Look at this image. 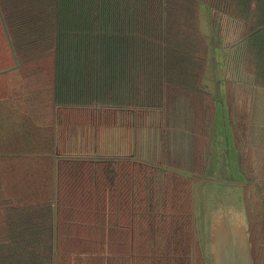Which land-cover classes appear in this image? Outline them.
<instances>
[{
  "label": "trees",
  "instance_id": "16d2710c",
  "mask_svg": "<svg viewBox=\"0 0 264 264\" xmlns=\"http://www.w3.org/2000/svg\"><path fill=\"white\" fill-rule=\"evenodd\" d=\"M201 6L210 16L243 22L250 32L259 28L251 36L247 63L264 85V0H0V71L14 67L5 30L18 62L0 76V160L24 156L26 147L42 158L40 169L29 163L28 173L37 177L44 167L42 180L46 170L51 180L44 198L32 200L12 192L10 170L0 173L5 190L0 191V264H189L191 255L195 259L192 180L178 170L198 171L204 155L199 122L207 95L197 87L205 52L197 20ZM75 109H87V124L74 125L68 114ZM115 112L126 115L119 122L121 139L126 143L130 129L140 137L141 151L147 150L143 141L157 139V132L161 158L137 156V141L133 154L128 148L104 153L100 122L105 118L99 116ZM119 124L106 127L108 136ZM66 132L81 154H58L66 148ZM106 159L128 169L121 170L126 179L120 182L118 205L127 207L128 227L118 216L109 227L86 221L91 230L84 236L72 227L77 210L60 208V188L68 190L69 174L81 163L106 177ZM131 173L134 185L139 178L144 184L142 201L127 192ZM34 176L21 179L30 183ZM170 177L189 187L170 199L176 212L172 232L179 237L162 245L160 223L154 226L150 215L155 191ZM199 179L196 175L193 182ZM251 240L255 261L264 264V220L259 230L252 226Z\"/></svg>",
  "mask_w": 264,
  "mask_h": 264
},
{
  "label": "crops",
  "instance_id": "0c3cea01",
  "mask_svg": "<svg viewBox=\"0 0 264 264\" xmlns=\"http://www.w3.org/2000/svg\"><path fill=\"white\" fill-rule=\"evenodd\" d=\"M210 14H212V12L208 8L204 6L198 8V31L202 38L205 52L203 55V66L199 75L197 87L198 90L207 95L206 114L199 122V135L202 138L201 149L203 146L207 145L206 138L209 135L208 133L212 125L215 111V98L212 97L209 87L212 88V81L213 84L215 81L222 79L224 83L223 92L226 99L227 118L231 127L233 141L238 151L239 166L242 168L244 174H246L244 168L249 167V163L252 162V169L258 171L257 169L260 168V163L262 164V162L260 161V157H255V154L259 152L264 153V85L256 82V77L249 70L247 62L249 57L251 36L255 32L259 31V28L253 32H250L248 31L247 25H245L243 22L234 20L232 18H228V20H226L220 16H210ZM209 18L211 19L210 26L212 28L211 31H208L206 35V39L209 42L208 46L206 40H204L201 34L200 21L202 20V22L206 25L205 21L206 19L209 20ZM215 19L218 20V23H215ZM208 22L209 21H207V23ZM262 34L264 37V30L262 31ZM209 48H211V50ZM203 81L204 84L202 85ZM119 114L120 113L115 112L114 114L109 113L104 117L102 115L99 116L101 121H103L105 118L103 122H100V127H104L102 133L100 131V134H102L100 136L102 141L101 149L106 154H112L118 153L119 149L126 150V148H128L130 149L129 152L132 153L134 148L133 142L137 141L138 144L136 145V152L137 156H140L139 136L135 138L133 133L129 131V134L127 133L128 137L126 143L121 139V126L119 122H125L124 118L122 117L126 115L121 114L118 117ZM133 116L134 115H132V117H130L128 120H133ZM87 122L88 121H86V124ZM115 122H117L119 125L113 126L112 128H116L115 133H112L110 136H108L109 134L106 132V127H109V125L112 126L115 124ZM74 125L76 124L74 123ZM241 126L244 128V133L243 137L239 139L238 146L236 136L238 135V131ZM143 142L147 146V151H149L151 149V145L147 143V139H145ZM152 153H154L153 150ZM245 153L248 154V156H253L254 160L252 158V160H250L251 162L245 161L243 164L241 162V157L243 156L242 154ZM134 158L135 156L131 157L132 160ZM249 187L250 191L252 189H256L259 194L262 195L261 187L264 188V186L256 183L245 187L246 196L247 189ZM262 198L263 201L261 202V206H257L256 203H258V201H251L248 205V200L245 197L246 207L250 217V225H252L255 230H259L260 223L264 220V195H262ZM253 205H255V207H253ZM255 264H257L256 261Z\"/></svg>",
  "mask_w": 264,
  "mask_h": 264
},
{
  "label": "water",
  "instance_id": "95a60500",
  "mask_svg": "<svg viewBox=\"0 0 264 264\" xmlns=\"http://www.w3.org/2000/svg\"><path fill=\"white\" fill-rule=\"evenodd\" d=\"M210 20L206 19V25L200 21L201 34L208 46L206 35L212 28ZM5 35L14 67L1 70L0 75L18 67L6 30ZM212 82L209 89L215 98V111L202 156V173L164 167L169 171L178 170L179 175L192 180L191 216L195 226L196 253L201 264H255L245 187L258 182L247 177L239 166L238 151L227 118L224 83L222 79ZM196 175L200 179L193 182Z\"/></svg>",
  "mask_w": 264,
  "mask_h": 264
},
{
  "label": "rangeland",
  "instance_id": "374dc122",
  "mask_svg": "<svg viewBox=\"0 0 264 264\" xmlns=\"http://www.w3.org/2000/svg\"><path fill=\"white\" fill-rule=\"evenodd\" d=\"M50 66L47 65V68ZM6 74V73H5ZM5 74H2L3 76ZM203 85V83H202ZM87 109H75L73 110V113H69L68 116L73 117V123H82L86 124V121L88 119L90 120V117H87L86 111ZM93 115V114H91ZM92 119V118H91ZM24 152H28L26 155H22L20 157H13L9 159H2L0 160V167L8 166V169H3L1 172H6L7 176L11 178L10 182V189H13L12 192L14 194H20L22 195H29L32 197V200L41 199L44 198L43 196L48 193L50 190V174L49 171H45L44 179L42 180V176L40 175V172L42 173L44 170V167H42L41 171L39 172V175L36 177L34 176L35 173H28L32 172L30 169L28 171L29 163H35L36 167L40 169V161H37V159H42L41 157L33 155L32 151L30 149H27L24 147ZM22 156L24 158H22ZM35 156V157H34ZM106 177L105 175L101 177V175H96L95 169L88 168L87 165L84 164H78L76 166L79 167V170L75 172V174H69V181H68V190L64 193L60 188V208L61 209H67V211H70L71 213H74L75 210H77V221L74 222L75 224H72V227L74 226L75 229L78 232H82L85 236L89 233L91 230V227L86 221H89L90 223H100V225L103 227L105 225L112 226V221L116 216H118V219L120 221H124L128 227V211L127 207L118 206L122 202V192L119 189L120 182L124 178V174L121 172V170H124V173L127 174L128 169L123 168V166H120V163H116L111 161L110 159H106ZM74 166V167H76ZM27 167V168H26ZM26 168V169H24ZM61 164H60V171H61ZM72 169V167H70ZM127 170V171H126ZM131 170V169H130ZM59 169L57 168L58 174L60 173ZM126 171V172H125ZM138 170L135 171V173ZM185 171V169H184ZM187 172H193L186 170ZM11 173V174H10ZM147 173H149L147 171ZM32 175L34 176L30 183L25 182L21 178H24L25 175ZM49 174V175H48ZM77 174V175H76ZM5 176V175H4ZM139 176V174L136 176ZM130 178V186L128 189L129 196L134 195L137 201H142L141 193L143 192V182L142 179L139 178V181L136 182V185L133 184L134 176L131 173L129 176ZM4 184V183H3ZM30 186L28 187V185ZM94 184H96L94 186ZM9 185V183H8ZM159 186V184H157ZM7 186V185H6ZM187 187H189V184L186 180H182L178 177H170V182L166 185L163 190L157 188V191H155L154 195L157 197L154 198L153 202L155 203V206L152 205V213L150 215V220H152L153 225L156 226L157 223L160 225H157V230L162 235V245L167 244L168 242H175L178 239V235L174 234L173 226L171 223V216L176 215V212H173L175 209L174 207L171 209V203L170 199H174L178 195L182 193H187ZM117 190H114V189ZM59 189V185H58ZM1 192L5 191L3 188L0 190ZM187 191V192H186ZM262 195H264V188L261 187ZM38 193V194H37ZM207 195V194H206ZM209 195V194H208ZM262 195L259 194V192L256 189H252L250 191V188H248L246 199L249 202L251 201H258L256 203L257 206H261V202L263 201ZM66 196V197H65ZM23 197V196H22ZM65 198L67 199L65 201ZM165 198L167 203H165ZM30 200V201H32ZM207 205V204H206ZM66 207V208H63ZM250 206L252 208V205L250 203ZM102 207V209H100ZM165 209H164V208ZM255 207V205H253ZM155 208V209H154ZM100 209L99 212H94V210ZM252 211V210H251ZM96 214V215H94ZM72 216V214H71ZM74 219V217H72ZM250 219V217H249ZM99 227V226H98ZM252 228V225H250V230ZM130 231V229H129ZM255 231V229H254ZM184 240V237H182ZM182 243V242H181ZM108 248L110 246H107ZM116 249H121L118 245L115 246ZM170 251H173L176 249V246H170ZM175 254V253H174Z\"/></svg>",
  "mask_w": 264,
  "mask_h": 264
},
{
  "label": "flooded vegetation",
  "instance_id": "af4514ba",
  "mask_svg": "<svg viewBox=\"0 0 264 264\" xmlns=\"http://www.w3.org/2000/svg\"><path fill=\"white\" fill-rule=\"evenodd\" d=\"M215 23H218L217 19H215ZM131 121H132L131 123H133V120H131ZM125 131L126 130L123 131V134H124ZM129 131H130V129H128L126 133L129 134ZM243 133H244V128L241 126V128L238 131V135L236 136V140H237L238 146H239V139H241L243 137ZM65 136L68 137L67 138V145L65 146L66 148H64V150L59 151L58 154L59 155H63L64 153L65 154H77V153L81 154L79 152H75V149H77V148H75V146H73V144H71V142L69 140L70 139L69 138L70 134L68 132H66ZM155 136H156L157 139L152 137L150 141L147 140V143H149V145H151V149L149 151H147V150L146 151H141L140 150L141 155H143V156L153 155V156H156L157 158H161V155H162L161 151L163 150V148H161V145L158 142V133L157 132L155 133ZM248 141H249V139H248ZM59 143H60V140H59L58 133H57V149H58V146H60V148H61V145H59ZM204 147L206 148V145L203 146V151L205 152V148ZM152 150L155 153H152ZM242 155L243 156L241 157V162L243 164L245 163V161L252 160V158L254 160L253 156H248V154H246V153L242 154ZM255 157H260L261 158L260 161L262 162V164L260 163V168L257 169L258 171H255L254 169H252L253 166H252V162L251 161H250L251 163H249L250 164L249 167H245L244 171H245L247 177H249L250 179L254 180L255 182H258L260 185L264 186V153L263 152L256 153ZM198 169L199 170L196 171V173H198V174L202 173L203 167L201 166V169H200V166H199ZM247 192H248V189H247ZM189 264H201V261H199V259H197V256L195 254V259L194 260H193L192 255L190 256Z\"/></svg>",
  "mask_w": 264,
  "mask_h": 264
}]
</instances>
